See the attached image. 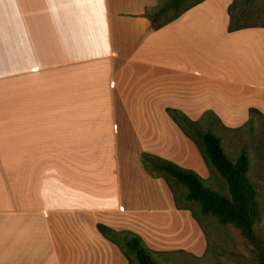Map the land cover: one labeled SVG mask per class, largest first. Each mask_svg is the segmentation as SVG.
<instances>
[{
    "label": "crops",
    "instance_id": "0c3cea01",
    "mask_svg": "<svg viewBox=\"0 0 264 264\" xmlns=\"http://www.w3.org/2000/svg\"><path fill=\"white\" fill-rule=\"evenodd\" d=\"M159 1L0 0V264H126L97 223L163 262L206 255L139 155L192 158L214 183L165 109L264 115V27L229 32L233 0H203L154 30Z\"/></svg>",
    "mask_w": 264,
    "mask_h": 264
},
{
    "label": "trees",
    "instance_id": "16d2710c",
    "mask_svg": "<svg viewBox=\"0 0 264 264\" xmlns=\"http://www.w3.org/2000/svg\"><path fill=\"white\" fill-rule=\"evenodd\" d=\"M201 1L203 0L159 1L157 7L148 8L145 15L150 20L151 28L156 30ZM240 9L236 0H233L229 6V32L247 27H264V24L241 23ZM165 111L183 135L194 143L210 175H218L225 181L228 194H221L206 186L193 170L150 153L141 152L139 155L143 169L150 177L164 180L173 196L176 209L190 211L206 237L207 250L208 235L204 221L212 219L220 225H230L238 230L252 247L255 264H264V239L254 229L258 218V202L256 187L247 175L249 158L242 151L235 161H231L223 150L221 138L214 132V128L218 127L231 132L241 131L245 127L251 130L255 125L264 123V115L257 108L250 107L248 120L242 126L227 128L211 110L203 112L197 120H191L175 108L167 107ZM96 229L103 238L117 246L125 257L126 264H161L154 257L155 252L139 234L129 230L117 231L102 223H97Z\"/></svg>",
    "mask_w": 264,
    "mask_h": 264
},
{
    "label": "rangeland",
    "instance_id": "374dc122",
    "mask_svg": "<svg viewBox=\"0 0 264 264\" xmlns=\"http://www.w3.org/2000/svg\"><path fill=\"white\" fill-rule=\"evenodd\" d=\"M236 4L237 7H241L239 10L241 23L264 24V0H236ZM233 11L235 12V8ZM171 14L172 12L169 13V15ZM259 124L251 130L245 127L241 131L231 132L218 127L214 128V132L221 138L223 150L231 161H235L242 151H245L249 158L247 175L256 187L258 202V218L254 229L264 239V123ZM190 145L197 150L194 143L190 142ZM197 157L196 161L199 159V156ZM199 161L203 163L202 160L199 159ZM187 164L189 168L181 167L196 172L209 188L221 194H228L225 181L218 175L213 174L214 183L212 184L211 179H206L208 172L199 171L194 159L190 158ZM204 224L208 235V250L205 256L190 259L180 255H169L168 258L170 259L165 262L160 261L155 256L156 260L161 264H255L252 247L238 230L230 225H220L212 219L205 220ZM202 251H199L200 254H203Z\"/></svg>",
    "mask_w": 264,
    "mask_h": 264
}]
</instances>
